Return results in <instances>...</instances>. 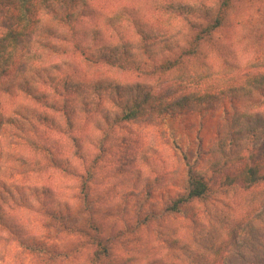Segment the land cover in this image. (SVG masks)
<instances>
[{
  "label": "clouds",
  "instance_id": "clouds-1",
  "mask_svg": "<svg viewBox=\"0 0 264 264\" xmlns=\"http://www.w3.org/2000/svg\"><path fill=\"white\" fill-rule=\"evenodd\" d=\"M0 264H264V0H0Z\"/></svg>",
  "mask_w": 264,
  "mask_h": 264
}]
</instances>
